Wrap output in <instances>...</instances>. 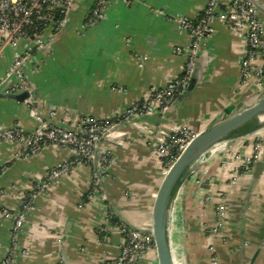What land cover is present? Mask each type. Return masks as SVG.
<instances>
[{"label": "crops", "instance_id": "0c3cea01", "mask_svg": "<svg viewBox=\"0 0 264 264\" xmlns=\"http://www.w3.org/2000/svg\"><path fill=\"white\" fill-rule=\"evenodd\" d=\"M206 4L109 0L103 18L83 27L91 0H76L60 32L51 27L43 32L46 48L34 51L33 64L25 69L37 115L76 131L80 121L119 115L135 99H146L152 89L173 82L185 61L176 49L186 50L190 43L175 20L197 18ZM259 18L264 40V16L259 13ZM211 24L214 32L198 58L203 76L195 90L177 98L166 113L115 127L101 144L112 156L102 176L106 202H83L94 165H76L32 199L18 242L26 253L13 264H57L59 259L63 264H113L120 233L116 224L105 225L107 211L123 224L149 228L153 197L163 178L153 147L174 126L198 133L262 91L239 86L246 47L242 36L219 20ZM29 46L23 39L13 44L0 40V83L14 58ZM36 126L24 103L0 99V130L30 132ZM262 132L208 154L183 185L169 236L175 263L212 264L213 254L219 264H264ZM13 150V145L0 143V209L12 212L30 195L33 183L73 156L47 145L36 155L15 160ZM247 160L251 164L244 170ZM10 232L11 220L0 218V260ZM142 264L156 262L146 256Z\"/></svg>", "mask_w": 264, "mask_h": 264}, {"label": "built area", "instance_id": "2783aa9c", "mask_svg": "<svg viewBox=\"0 0 264 264\" xmlns=\"http://www.w3.org/2000/svg\"><path fill=\"white\" fill-rule=\"evenodd\" d=\"M76 0H0V39L13 44L19 39L26 40L30 45L22 55H17L5 72L0 83V91L7 94H20L29 91V82L25 69L33 64V52H42L46 48L43 32L51 27L58 33L65 25L68 13ZM109 0H91L90 8L83 27H91L103 18ZM128 2L130 0H119ZM219 20L226 28L239 33L246 44L245 51L240 59L239 86L264 90V40L263 22L259 12L248 0H207L206 6L199 16L193 20L177 18L179 28L189 39L186 50L176 49L178 55L185 58L182 66V75L161 89H152L148 98L135 99L129 107L119 115L108 118H87L80 121L76 131L68 130L58 125H52L42 120L32 106V96L23 102L31 111L37 126L30 132H22L17 128L0 130V143L14 146L13 159L19 160L39 153L45 146L54 145L65 148L73 153L58 167L48 171L44 178L33 183L30 195L24 198L20 207L14 212L0 209V218L11 220L9 245L0 264H13L17 255H25L26 251L19 247L18 242L26 216L30 210L32 199L43 192L50 183L70 172L76 165L93 163L94 153L100 148V141L107 138L117 126L129 124L135 117L151 116L154 113H166L173 102L185 93L195 70L196 60L199 57L206 40L212 36L214 30L212 22ZM260 59L259 65L254 61ZM263 131V132H262ZM263 135L259 138L264 143ZM185 127L174 126L168 131L158 145L153 147L154 155L160 163L163 172L167 170L179 156L187 144L196 136ZM100 160L97 172L91 176V184L83 195V202L105 203V196L100 183L108 169L112 156L106 150L100 149ZM251 162L247 160L243 169L248 170ZM237 173L236 171L234 174ZM220 216L222 211H219ZM111 213L106 212L104 222L111 225ZM120 233L119 251L113 264H142V260L149 256L155 262L154 242L150 234L131 230L125 224H116ZM219 226V225H218ZM104 227L100 231L106 232ZM213 253L210 252V254ZM211 254L212 264H219ZM57 264H63L59 259Z\"/></svg>", "mask_w": 264, "mask_h": 264}, {"label": "water", "instance_id": "95a60500", "mask_svg": "<svg viewBox=\"0 0 264 264\" xmlns=\"http://www.w3.org/2000/svg\"><path fill=\"white\" fill-rule=\"evenodd\" d=\"M248 1L264 16V5L261 1ZM0 40L4 41L3 38ZM198 58L187 90L179 97L191 94L203 76ZM29 94H31L30 91H23L20 94H7L0 91V99H10L23 103ZM32 106L33 108L36 107L33 99ZM262 128H264V90L239 108L234 109L230 114L217 116V119L196 134L185 149L179 153L175 162L162 173L163 178L153 197L149 228L139 229L124 223L132 231L151 235L152 242H154L156 264H176L172 257L169 236L176 214L178 195L185 182L199 166L207 161L206 156L208 154H215L218 150L239 141L241 138L260 132ZM105 139L100 141V146ZM93 157L94 170L97 172V164L101 157L100 148L96 149ZM99 178L103 189V178Z\"/></svg>", "mask_w": 264, "mask_h": 264}, {"label": "trees", "instance_id": "16d2710c", "mask_svg": "<svg viewBox=\"0 0 264 264\" xmlns=\"http://www.w3.org/2000/svg\"><path fill=\"white\" fill-rule=\"evenodd\" d=\"M111 223L117 224L119 223V221L111 214V219H110Z\"/></svg>", "mask_w": 264, "mask_h": 264}, {"label": "rangeland", "instance_id": "374dc122", "mask_svg": "<svg viewBox=\"0 0 264 264\" xmlns=\"http://www.w3.org/2000/svg\"><path fill=\"white\" fill-rule=\"evenodd\" d=\"M261 130H264V128H262Z\"/></svg>", "mask_w": 264, "mask_h": 264}, {"label": "bare ground", "instance_id": "6f19581e", "mask_svg": "<svg viewBox=\"0 0 264 264\" xmlns=\"http://www.w3.org/2000/svg\"><path fill=\"white\" fill-rule=\"evenodd\" d=\"M263 118V117H262ZM177 264V263H176Z\"/></svg>", "mask_w": 264, "mask_h": 264}]
</instances>
